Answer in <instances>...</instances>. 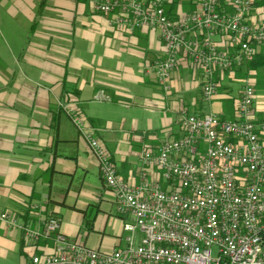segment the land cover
<instances>
[{"label": "crops", "instance_id": "crops-1", "mask_svg": "<svg viewBox=\"0 0 264 264\" xmlns=\"http://www.w3.org/2000/svg\"><path fill=\"white\" fill-rule=\"evenodd\" d=\"M230 2L221 6L224 12L232 11ZM13 3L24 20L23 34L12 45L0 44V264H32L34 256L53 255L56 248L51 239L26 242L3 214L35 228L57 216L63 234L107 254L127 245L125 224L131 220L117 211L97 158L61 103L82 113L88 132L132 186L144 173L166 186L144 155L183 138V113L239 122L238 102L249 84L256 92L251 119L264 120V92L258 95V88L264 91V44L255 46L262 66L245 62L218 72V94L207 102L202 73L188 58L180 61L170 90L157 82L149 65L164 54L159 31L113 26L116 14L99 13L95 0ZM170 3L180 18L200 10L197 0ZM1 9L17 20V11ZM248 21L264 25V0H256Z\"/></svg>", "mask_w": 264, "mask_h": 264}, {"label": "built area", "instance_id": "built-area-1", "mask_svg": "<svg viewBox=\"0 0 264 264\" xmlns=\"http://www.w3.org/2000/svg\"><path fill=\"white\" fill-rule=\"evenodd\" d=\"M197 1L199 12L176 21L165 8L171 0H95L99 13L116 14L113 26L159 31L164 54L149 65L159 84L170 90L175 70L188 57L202 70L201 93L210 102L220 88L217 73L256 56L255 46L264 44V25L248 21L256 0H231L228 13L220 8L227 0ZM241 92L239 122L183 113V138L145 152V164L161 170L164 187L146 173L139 185L126 182L88 132L82 113L61 103L97 158L117 211L131 220L125 224L124 248L110 254L90 249L63 234L54 215L38 228L5 214L1 219L28 243L56 242L53 255L34 256L32 264H264V120L251 119L254 88L246 84Z\"/></svg>", "mask_w": 264, "mask_h": 264}, {"label": "rangeland", "instance_id": "rangeland-1", "mask_svg": "<svg viewBox=\"0 0 264 264\" xmlns=\"http://www.w3.org/2000/svg\"><path fill=\"white\" fill-rule=\"evenodd\" d=\"M12 1L14 2V0H12ZM13 2L10 3L9 0L7 2H4V1L1 2L0 1V7L1 8L3 7L6 10L11 9L15 13L17 11V13L15 15L17 17V20H14L13 18H11L8 15L7 11H6V13H4L3 9L0 10V13H1L0 14V44L9 43L10 45H12L13 37H16L17 33H18L17 35L23 34V31L20 30V28H21L20 26H22L20 24L23 23L24 18H23V16H21V13L18 11L19 8L17 7V5ZM13 52H16V51L14 50ZM234 86L237 87L236 84ZM258 89H259L258 95H260V93L264 92V91H262V89H260V88H258Z\"/></svg>", "mask_w": 264, "mask_h": 264}, {"label": "trees", "instance_id": "trees-1", "mask_svg": "<svg viewBox=\"0 0 264 264\" xmlns=\"http://www.w3.org/2000/svg\"><path fill=\"white\" fill-rule=\"evenodd\" d=\"M198 2V1H197ZM223 5V4H222ZM166 10H167V13H168V15H169V17L170 18H172L173 20H179L180 19V17L178 16V10H177V6L175 5V4H171V3H169V4H167L166 5ZM221 8V7H220ZM221 11H223L222 10V8H221ZM231 12V11H230ZM195 13H197V12H195ZM194 13V14H195ZM223 13H227V12H224L223 11ZM223 49H227L228 50V48H226V47H223ZM188 58V57H187ZM186 58V59H187ZM189 59V58H188ZM249 64H252L253 65V67H257V68H259L260 66H262V63H260L259 62V55H257L256 54V56L252 59V60H250V61H247ZM179 66V65H178ZM199 71H201V73H202V70L201 69H198ZM201 80H202V77H201ZM59 218V217H58ZM60 219V218H59Z\"/></svg>", "mask_w": 264, "mask_h": 264}]
</instances>
